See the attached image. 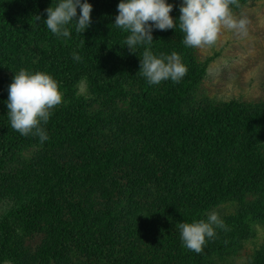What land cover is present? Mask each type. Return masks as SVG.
Segmentation results:
<instances>
[{"label":"rangeland","instance_id":"rangeland-1","mask_svg":"<svg viewBox=\"0 0 264 264\" xmlns=\"http://www.w3.org/2000/svg\"><path fill=\"white\" fill-rule=\"evenodd\" d=\"M12 1L0 0V9L12 6ZM239 2L241 7L233 6L232 11L237 18L250 21L247 36L224 30L214 46L190 48L184 45L185 33L179 27L183 0H167L173 6L170 15L176 28H154L152 44L136 47H144L141 58L147 47L158 58L178 53L187 68L179 83L169 79L150 85L146 79L136 80L132 72L139 74L140 57L130 64L126 55L117 52L106 59L111 61L108 63H119L108 65L115 77L112 74L110 80H105L107 87L95 88L77 74L74 82L60 88L62 103L52 109L48 122L58 117L54 113L66 107L68 96L75 94L90 116L96 148L80 143L61 147L58 136L53 145L48 140L39 143L38 137L29 135L24 136L29 142H21L13 158L1 160L0 175L4 171L8 178L0 179V223L10 217L21 264H110L102 257H85L76 249L68 256L50 254L52 242L63 241L47 226L53 214L67 222L90 218L101 224L103 232H112L104 236L112 235L119 253L134 242L132 259L137 261L133 259V264H174V252L156 245L152 231L148 236L138 235L135 241L132 233L145 225L159 224L163 206L218 197L235 179L243 190L212 200L202 213L205 221L211 213H217L227 226L215 228V238L206 240L203 264H264V182L248 184L245 180L250 171L264 166V0ZM13 8L16 9L12 6V11ZM12 68L0 72L1 95L18 73ZM193 79L196 82L181 111L191 118L189 144L185 151L176 152L179 122L161 112L149 111L144 102L170 106L176 88ZM228 113L234 114L232 125L215 124L210 131L204 127ZM226 127L231 129L228 137ZM13 133L18 135L16 130ZM34 141L37 145H28ZM187 157L192 159L189 172L173 189H167L180 161ZM102 170L108 171L110 177L99 176ZM47 173H53L52 183L46 182ZM83 177L87 183L76 187L74 180ZM45 182L52 185L47 188ZM44 189L47 190L42 192ZM24 210H29L33 219L40 217L36 226L29 228L26 220L19 218ZM109 219L111 227L104 224ZM176 230L180 233L178 227ZM15 263L11 259L0 261Z\"/></svg>","mask_w":264,"mask_h":264},{"label":"trees","instance_id":"trees-1","mask_svg":"<svg viewBox=\"0 0 264 264\" xmlns=\"http://www.w3.org/2000/svg\"><path fill=\"white\" fill-rule=\"evenodd\" d=\"M82 2H87L93 7L91 25L82 34L75 31V21L71 22L68 26L71 32L69 38L57 37L43 23L47 19L45 10L51 6H56L59 0H13L10 2L13 7H16V9L13 8V11L11 10L12 6L3 5L4 7L0 9V72L2 73L8 68H12L11 66L14 67L15 70L12 68L14 72H19L21 69L27 70L30 73L45 72L58 82L60 88L74 82L78 74L87 78L88 83H93L95 88H101L108 86L109 83L105 80H110L109 77L112 74L113 78L115 77L113 72L111 74L108 65H119L117 62L108 63L111 61L106 59L110 54L113 55L120 52L130 59V64L135 57L141 58L140 50L144 47H140L139 50L136 47L135 54H132L124 43L129 33L115 26V18L119 14L118 4L121 0H82ZM37 15L41 17V20L38 22L35 18ZM79 15L80 9L77 10V19ZM74 51L82 57L81 61L77 62L73 59L72 53ZM11 56L16 58V60H13ZM120 62L128 65V62L125 60H121ZM132 73L136 80L143 81L146 79L141 74ZM195 80L193 79L186 85L178 89L176 88L173 95L174 103L170 106L161 103L144 102V107L149 111L161 112L179 122L174 142L176 152L185 151L189 144L188 134L191 118L183 115L181 111L184 100L193 88ZM5 84L8 86L9 82ZM0 96H3L0 97V119H2L0 127L1 162V160L8 161V159L13 158L19 151L21 142L24 144L25 142H29V140L24 138L19 132H17L18 135L13 133L14 129L11 128L8 117V89L6 87L3 88V94H0ZM68 98L69 104L66 107H61L58 113H54L58 117L51 116L52 121L48 122L44 127L48 135L47 140L53 145L57 141L56 136H58V146L62 147L64 145L80 143L81 146L94 150L96 146L93 142V136H91L92 124L90 116L83 109V105L77 100L75 94L68 96ZM2 106L4 107L3 109ZM233 118L234 114L228 113L225 117L218 118L214 122L209 121L205 123L204 127L210 131L215 124L228 122L232 125ZM226 128L228 131V135L226 136L228 137L231 129ZM37 139L40 143V139ZM207 144L209 145V142ZM28 145L35 146L37 143L34 141ZM191 164V157L180 161L175 177L167 189H173L177 182L185 177L190 170ZM3 172L0 175V179L4 176L8 178L6 176L8 173L4 174ZM53 173L58 176V173ZM53 173H47L45 176L46 182L52 183L54 181L53 176H50ZM98 175L102 178L110 177L106 170H102ZM245 180L248 181V184L264 182V166L257 167L252 172L250 171ZM46 182L45 184L49 188L52 184H47ZM84 183H87L85 177L74 180L76 187L84 186ZM242 188L238 185V180L235 179L234 184L231 187H224L218 197L194 202L183 200L177 202L173 207L163 206L162 209H165L163 214H160L159 224L153 226L148 224L145 225V228L137 229L136 233H132L133 241L137 240L136 237L138 235H142V237L148 236V233L152 231L154 238H157V241H155L156 245H161L164 250L174 252V261L175 258L177 259L174 264H203L206 252L203 250L202 253L197 254L185 248L180 233L176 230L177 225L183 222L191 223L202 220V213L207 204L212 202V200L225 197L230 191H242ZM46 190L44 189L42 192ZM19 215L20 219L26 220L29 228L36 226L40 221V217L33 219L34 217L29 210L20 211ZM9 218L7 217L0 223V261H9L11 259L17 262V264H21L23 261L21 252L13 240V228L8 220ZM109 220L110 222H104V224L111 227L113 223L111 219ZM47 226L55 237L63 240L62 243H59L57 240L52 242L49 252L50 254L52 252L55 256H68L73 249H76L79 254L85 257H102L110 264H125L127 259V264H133V259L137 261V258L132 259L135 256L134 242L126 244L124 250L119 253L112 240V235L110 237L104 236L112 232H103L105 230L104 227L102 228L101 224L94 222L90 218L75 219L72 222H67L53 214L47 222Z\"/></svg>","mask_w":264,"mask_h":264},{"label":"clouds","instance_id":"clouds-1","mask_svg":"<svg viewBox=\"0 0 264 264\" xmlns=\"http://www.w3.org/2000/svg\"><path fill=\"white\" fill-rule=\"evenodd\" d=\"M233 6L240 8L239 0H183L179 27L185 33L184 45L190 48L212 47L224 30L240 37L247 36L250 21L246 17L237 18L232 11ZM78 9L80 15L77 19ZM45 11L47 19L43 23L47 29L57 37L69 38L71 32L68 26L71 22L75 21L77 33L83 34L90 27L93 7L82 0H59L56 6ZM172 11L173 6L167 0H121L115 26L129 33L124 43L135 54L137 45L152 44L154 28L161 31L176 28V22L170 15ZM35 18L37 22L41 20L39 15ZM72 56L77 62L82 59L75 51ZM140 63L139 74L150 85H159L169 79L179 83L187 73L176 52L158 58L147 47ZM61 103L60 86L51 75L21 69L15 73L8 88L7 108L11 128L23 136L33 135L44 142L48 135L42 124L48 123L52 109ZM177 227L184 247L197 254L203 252L207 239L215 238V228H227L215 212L208 216L207 221L183 222Z\"/></svg>","mask_w":264,"mask_h":264}]
</instances>
